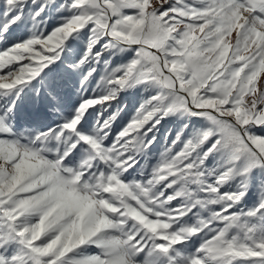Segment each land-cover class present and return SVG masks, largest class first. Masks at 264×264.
<instances>
[{
  "label": "snow or ice",
  "instance_id": "1",
  "mask_svg": "<svg viewBox=\"0 0 264 264\" xmlns=\"http://www.w3.org/2000/svg\"><path fill=\"white\" fill-rule=\"evenodd\" d=\"M0 264H264V0H0Z\"/></svg>",
  "mask_w": 264,
  "mask_h": 264
},
{
  "label": "rangeland",
  "instance_id": "2",
  "mask_svg": "<svg viewBox=\"0 0 264 264\" xmlns=\"http://www.w3.org/2000/svg\"><path fill=\"white\" fill-rule=\"evenodd\" d=\"M136 99L137 98L132 96V95L121 96L120 103L127 104L128 105V109H127L126 112L122 113L121 119L117 122V125H116L117 128L128 119L130 113L133 111L134 105L136 103ZM115 106L116 105H114V108H115ZM169 127H171V125H165L163 128H161V130H160V140H159V142L157 143V145L155 146V148L153 150L154 154L157 153V150H162L164 132Z\"/></svg>",
  "mask_w": 264,
  "mask_h": 264
}]
</instances>
